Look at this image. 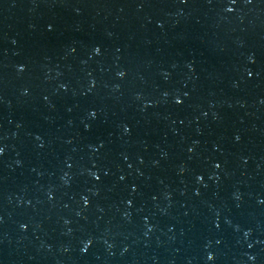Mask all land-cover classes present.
Returning <instances> with one entry per match:
<instances>
[{
    "label": "water",
    "instance_id": "95a60500",
    "mask_svg": "<svg viewBox=\"0 0 264 264\" xmlns=\"http://www.w3.org/2000/svg\"><path fill=\"white\" fill-rule=\"evenodd\" d=\"M0 264H65L1 102Z\"/></svg>",
    "mask_w": 264,
    "mask_h": 264
}]
</instances>
